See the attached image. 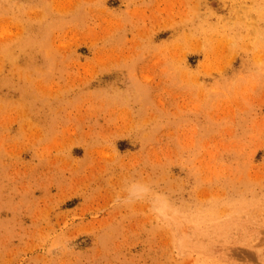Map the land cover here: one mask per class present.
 I'll return each instance as SVG.
<instances>
[{"label": "rangeland", "instance_id": "1", "mask_svg": "<svg viewBox=\"0 0 264 264\" xmlns=\"http://www.w3.org/2000/svg\"><path fill=\"white\" fill-rule=\"evenodd\" d=\"M0 264H264V0H0Z\"/></svg>", "mask_w": 264, "mask_h": 264}]
</instances>
